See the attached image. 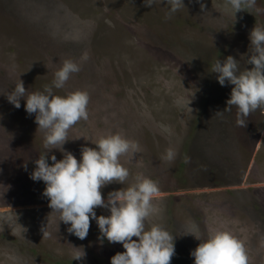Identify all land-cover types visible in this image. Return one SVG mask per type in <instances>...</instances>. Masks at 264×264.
<instances>
[{
	"label": "rangeland",
	"instance_id": "1",
	"mask_svg": "<svg viewBox=\"0 0 264 264\" xmlns=\"http://www.w3.org/2000/svg\"><path fill=\"white\" fill-rule=\"evenodd\" d=\"M184 4L166 18L164 0L152 7L144 0H0V264H110L125 251L99 240L92 220L84 240L69 233L58 214L50 216L44 182L30 178L45 133L23 99L17 109L6 95L19 79L25 98L43 90L67 59L80 71L54 94L83 90L90 99L88 119L69 129L64 149L79 161L83 146L95 148L110 133L139 143L134 157L120 158L130 170L124 185H106L103 196L140 174L158 182V212L146 228L160 224L176 236L170 264H194L190 253L200 241L189 233L203 240L216 230L243 242L248 264H264V110L251 112L246 127L237 126L235 106L215 115L233 86H221L212 70L228 56L241 70L252 67L249 34L264 26V11L235 17L226 0ZM256 6L264 9V0ZM169 147L172 161L164 159ZM51 155L63 158L53 149L50 164Z\"/></svg>",
	"mask_w": 264,
	"mask_h": 264
},
{
	"label": "clouds",
	"instance_id": "2",
	"mask_svg": "<svg viewBox=\"0 0 264 264\" xmlns=\"http://www.w3.org/2000/svg\"><path fill=\"white\" fill-rule=\"evenodd\" d=\"M154 2L144 0L146 7H152ZM164 3L168 6L166 18L185 7L184 0H164ZM226 4L235 17L242 10L255 8L257 12L264 11L256 6L257 0H226ZM203 9L204 5L201 4ZM249 40L247 65L252 66L250 69L246 67L241 70L239 61L233 56L223 61L217 59L212 66L221 86H226V83L233 86L226 101L227 108L215 115H223L235 106L239 127H246L251 112L264 110V26L255 25ZM79 71V64L67 59L54 73L51 85H46L43 90L33 91L25 98L28 91L19 79L6 95L8 102L17 109L23 99L25 111L29 115L35 114L38 130L42 129L45 133V152L35 160L36 167L30 178L44 182L43 195L48 198V206L53 210L50 216L58 214L60 222L70 225L67 229L69 233L84 240L92 220L98 226L99 240L122 244L125 251L116 253L110 264H170L175 255L176 236L160 224L146 228V220L158 212L153 202L160 191L158 182L140 174L135 183L109 192L106 198L101 191L113 182L124 185L130 170L121 163L120 158L124 155L134 157L140 151L139 143L120 132L110 133L93 143L95 148L83 146L79 161L63 147L69 141V129L78 121L88 119L90 97L83 90L64 96L55 95L53 89L63 88L71 75ZM53 149L61 151L63 158L57 160L55 155H51L50 164L48 153ZM175 156V149L169 147L164 159L172 161ZM97 208L106 209L110 214L97 216ZM47 226L42 227L43 236L48 234ZM189 234L200 241L190 253L194 257V264H248L245 246L232 232L216 230L203 240L194 233ZM133 237L138 240H133ZM83 256L77 255L74 260Z\"/></svg>",
	"mask_w": 264,
	"mask_h": 264
}]
</instances>
